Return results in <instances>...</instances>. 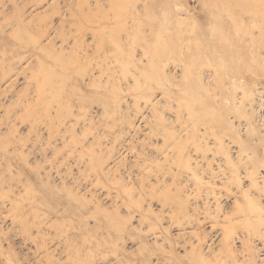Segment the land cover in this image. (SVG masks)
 <instances>
[{
  "label": "rangeland",
  "instance_id": "rangeland-1",
  "mask_svg": "<svg viewBox=\"0 0 264 264\" xmlns=\"http://www.w3.org/2000/svg\"><path fill=\"white\" fill-rule=\"evenodd\" d=\"M0 264H264V0H0Z\"/></svg>",
  "mask_w": 264,
  "mask_h": 264
}]
</instances>
